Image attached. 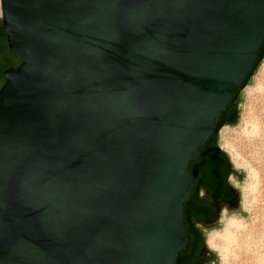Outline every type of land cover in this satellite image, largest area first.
Masks as SVG:
<instances>
[{
  "label": "water",
  "instance_id": "obj_1",
  "mask_svg": "<svg viewBox=\"0 0 264 264\" xmlns=\"http://www.w3.org/2000/svg\"><path fill=\"white\" fill-rule=\"evenodd\" d=\"M1 6L20 64L0 88V264H173L189 162L258 58L264 0Z\"/></svg>",
  "mask_w": 264,
  "mask_h": 264
},
{
  "label": "rangeland",
  "instance_id": "obj_2",
  "mask_svg": "<svg viewBox=\"0 0 264 264\" xmlns=\"http://www.w3.org/2000/svg\"><path fill=\"white\" fill-rule=\"evenodd\" d=\"M238 97V119L220 128L217 143L233 169L244 173L241 181L233 175L231 182L240 191V208L247 215L224 211L219 228L205 234V243L217 253L218 264H264V57ZM222 130L228 133L225 141ZM227 220L240 228L225 233ZM211 234L223 235L230 243L218 242L213 249L207 243Z\"/></svg>",
  "mask_w": 264,
  "mask_h": 264
},
{
  "label": "flooded vegetation",
  "instance_id": "obj_3",
  "mask_svg": "<svg viewBox=\"0 0 264 264\" xmlns=\"http://www.w3.org/2000/svg\"><path fill=\"white\" fill-rule=\"evenodd\" d=\"M2 20L3 10L0 0V88L5 81L4 71L16 68L20 64V61L10 53ZM236 109L238 110V107ZM212 142L216 151L220 149L216 139L213 138ZM196 160L198 169L194 186L197 197L189 224L198 248L187 264H209L211 252L205 245V230L219 227L224 211L233 214L231 210L237 207L240 194L238 187L231 182L235 171L227 155L202 156Z\"/></svg>",
  "mask_w": 264,
  "mask_h": 264
},
{
  "label": "trees",
  "instance_id": "obj_4",
  "mask_svg": "<svg viewBox=\"0 0 264 264\" xmlns=\"http://www.w3.org/2000/svg\"><path fill=\"white\" fill-rule=\"evenodd\" d=\"M11 55L14 56L12 53H11ZM263 57H264V44L261 47V50L258 54V58H257L256 62L254 63L253 67L251 68V70L249 71V73L247 74V76L245 77L243 82L241 83V85L238 88V90L236 91V93L233 95V97L228 102L225 110L220 115V117H219V119H218V121H217V123L213 129L212 134L210 135L208 140L201 147L199 157H202V156L205 157V156H210V155L216 156L219 154L226 155L219 148L216 151V147L213 146L214 144L212 142L213 138L217 140V134H218L221 127H223L225 125H234L236 123V121L238 119V115H239V111L236 109L238 107V98H239L238 96H239L240 92L242 91V89L249 83L251 77L253 76L256 68L261 63ZM16 59H18V58H16ZM197 169H198L197 160L190 161L189 165H188L189 172L190 173H196ZM196 197H197V191H196V187L194 186L189 197H188V199H187V201H186V203H185V205H184V211H183V221L185 223L186 231H187L188 236L190 237L191 242H190V245L186 251H182L179 253L178 258L175 260V262L173 264H187L189 258L194 257L196 249L198 248L197 240L193 236V230L189 224L190 217H192V214H193V206L196 203Z\"/></svg>",
  "mask_w": 264,
  "mask_h": 264
},
{
  "label": "bare ground",
  "instance_id": "obj_5",
  "mask_svg": "<svg viewBox=\"0 0 264 264\" xmlns=\"http://www.w3.org/2000/svg\"><path fill=\"white\" fill-rule=\"evenodd\" d=\"M227 136H228L227 131L226 130H222L221 133H220L221 139L225 141L227 139L226 138ZM223 222H224L223 226H224L225 233L227 231H237L240 228V226L238 224H236L234 220H227L226 222L225 221H223ZM218 242H222L223 245L230 243V242L228 243L226 241V239L223 237V235L211 234V235L208 236L207 243H208V245L211 248L216 249Z\"/></svg>",
  "mask_w": 264,
  "mask_h": 264
}]
</instances>
